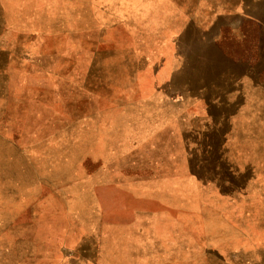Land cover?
Listing matches in <instances>:
<instances>
[{"label": "rangeland", "instance_id": "1", "mask_svg": "<svg viewBox=\"0 0 264 264\" xmlns=\"http://www.w3.org/2000/svg\"><path fill=\"white\" fill-rule=\"evenodd\" d=\"M0 264H264V0H0Z\"/></svg>", "mask_w": 264, "mask_h": 264}]
</instances>
